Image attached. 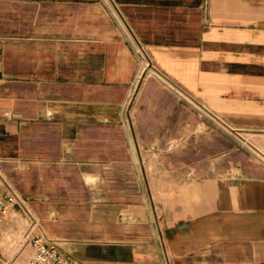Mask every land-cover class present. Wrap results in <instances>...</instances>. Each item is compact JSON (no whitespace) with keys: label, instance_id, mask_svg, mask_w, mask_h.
Segmentation results:
<instances>
[{"label":"crops","instance_id":"0c3cea01","mask_svg":"<svg viewBox=\"0 0 264 264\" xmlns=\"http://www.w3.org/2000/svg\"><path fill=\"white\" fill-rule=\"evenodd\" d=\"M10 193L9 260L264 264V0H0Z\"/></svg>","mask_w":264,"mask_h":264},{"label":"built area","instance_id":"2783aa9c","mask_svg":"<svg viewBox=\"0 0 264 264\" xmlns=\"http://www.w3.org/2000/svg\"><path fill=\"white\" fill-rule=\"evenodd\" d=\"M135 54L139 60L140 73L139 80L147 73H151L152 63L146 47L138 44ZM132 98V95H131ZM17 202V196L10 193L0 198V235L3 230L4 221L11 206ZM33 252L28 258L26 264H81L76 258L64 253L58 242L54 240L44 239L43 237H35L32 239ZM13 260L6 259L0 252V264H14Z\"/></svg>","mask_w":264,"mask_h":264},{"label":"rangeland","instance_id":"374dc122","mask_svg":"<svg viewBox=\"0 0 264 264\" xmlns=\"http://www.w3.org/2000/svg\"><path fill=\"white\" fill-rule=\"evenodd\" d=\"M14 224L17 225V226H15V229H16L17 232L14 231V232H12L10 234L11 236H9V239L13 240V242L16 241V238L17 237L21 236V234H19L20 233L19 232L20 223L19 222H16ZM32 239H29L27 242H25L24 245H22V247H20V244H15L14 245L12 251L17 252L16 253V256H15V259H13V261H14L13 263L14 264H26L28 258L32 255V252H33ZM21 242H23V241H21ZM15 261H17V263H15Z\"/></svg>","mask_w":264,"mask_h":264}]
</instances>
